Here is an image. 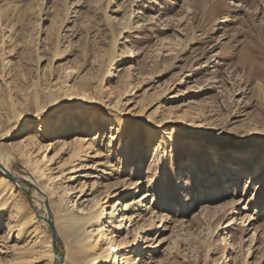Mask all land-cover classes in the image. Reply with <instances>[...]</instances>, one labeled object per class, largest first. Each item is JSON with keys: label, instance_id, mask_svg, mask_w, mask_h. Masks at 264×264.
Wrapping results in <instances>:
<instances>
[{"label": "rangeland", "instance_id": "1", "mask_svg": "<svg viewBox=\"0 0 264 264\" xmlns=\"http://www.w3.org/2000/svg\"><path fill=\"white\" fill-rule=\"evenodd\" d=\"M69 107L92 114L59 136ZM51 117L56 134L39 139L44 161L81 138L89 165L100 161L98 171L113 170L106 179L146 197L153 214L143 213L137 234L150 240L139 244L149 264H264V0H0V156L15 180L44 181L21 142ZM0 176V264H28L23 248L52 246L45 204L31 181L21 185L27 198ZM79 177L68 187L93 182ZM187 195L192 212L173 218ZM56 238L62 264H82L67 235Z\"/></svg>", "mask_w": 264, "mask_h": 264}, {"label": "bare ground", "instance_id": "2", "mask_svg": "<svg viewBox=\"0 0 264 264\" xmlns=\"http://www.w3.org/2000/svg\"><path fill=\"white\" fill-rule=\"evenodd\" d=\"M52 93L49 92L45 96L49 104H54L56 101V96ZM38 112L36 111V113ZM91 114L92 112L89 108H66L63 112V122L59 125V136L62 133L64 134L65 131L67 132L68 125L72 129L74 127L73 124L78 123V119L84 116H91ZM120 116L121 114L118 113L113 118L117 122L121 119ZM76 117L77 120L75 122L74 118ZM54 119L51 117L47 121H43L41 126L37 127L34 134L27 135L25 140L21 142L23 154L29 153V155H32L36 151L34 155L35 159H33L34 161L32 160L33 162L29 168H31V173L36 178L44 180L43 182L37 183L23 176L21 179L16 178L15 180L10 176L13 173L8 167L7 156H0V171L4 176H10L12 181L14 180V185L20 187L19 189H22L21 185L23 182L31 181V185H34L41 195L47 212V220L52 225L54 224L56 236H59L60 232L66 234L72 244L85 254L86 258L82 264H134L132 256L136 257L137 255H142L145 260L143 264H145L149 256L141 251L139 244H145L150 240L144 238V235H138L137 231L140 225L145 224V215L143 216V213H152V211H149L150 207L145 202L146 197L138 196L137 187L133 184L120 182L115 179H106L108 175L110 176V173L107 171L110 170L112 172L113 170L105 168L102 171H98V167L103 164L100 161H91L90 166L89 159H87L89 158L87 157L88 152L87 149L83 148L84 141L81 138L71 137L62 141L54 150L49 160L47 162L44 161L46 158L43 153L47 151L48 146L40 145L39 139L44 140L46 137L56 134L57 130ZM166 125L167 123L164 124V127ZM74 130L76 131L77 129L75 128ZM210 144L212 145L210 148L211 160L216 161L215 167L219 170V175H222V181H224L228 190V181L222 173L223 168L221 164L218 163V161H222V157L225 155H223L222 149H216V146H220L219 143L212 142ZM54 145L56 143L50 146ZM74 146L78 147V151L72 156L70 162L68 164L65 162L61 163L62 157ZM241 147L236 148L241 149ZM93 159L95 158L93 157ZM83 172H87L89 176L87 178L93 179V182L89 185L83 183L79 188L74 186L68 187L69 184L80 178L79 176ZM102 179L107 180V182L102 183L100 181ZM6 182L7 180L3 176H0V186H5ZM95 188L102 189L103 195L108 199L106 203L111 200H114V202L109 204L107 208L104 207L106 203H102L101 199H96V196H92ZM87 190H89V194H86ZM73 194L76 195L72 198ZM90 196H92L91 199H85V197ZM81 199L83 200L80 201ZM193 208V202L189 200L187 195V197L185 196V200L173 209V218L189 216ZM54 210H58L60 214L59 220H54ZM153 223L154 221L150 226L145 225L139 232L146 234V228L154 229ZM160 228L162 232L165 230L164 223H162ZM133 230L135 234L133 235V239L129 241L127 235ZM140 239L141 241H139ZM51 249L52 246L49 242L42 247L38 246V249L31 250L30 246L23 248L22 252L29 254L30 260L28 264H38L43 259L55 264L56 260L54 254L52 255ZM57 255L62 260V256L60 254ZM149 261H147L148 264Z\"/></svg>", "mask_w": 264, "mask_h": 264}, {"label": "water", "instance_id": "3", "mask_svg": "<svg viewBox=\"0 0 264 264\" xmlns=\"http://www.w3.org/2000/svg\"><path fill=\"white\" fill-rule=\"evenodd\" d=\"M6 175H8V174H6ZM22 184L26 185L27 182H23ZM19 190H21V192H23L27 196V198H29L28 194H26V192L23 189H19ZM40 219L42 221H44L45 223H47L49 228H50V230H51L52 250H53V254H54L55 260H56V264H62V260L59 259L58 255H57L58 254V250H57V238H56L55 229H54V227H53V225H52V223L50 221H48L47 219H43V218H40Z\"/></svg>", "mask_w": 264, "mask_h": 264}]
</instances>
